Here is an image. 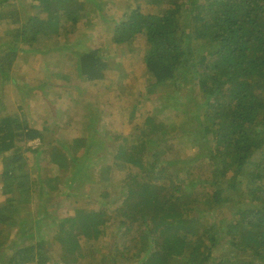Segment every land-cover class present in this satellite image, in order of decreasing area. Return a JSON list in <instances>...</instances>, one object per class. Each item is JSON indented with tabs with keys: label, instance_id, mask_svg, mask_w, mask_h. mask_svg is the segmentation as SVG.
Segmentation results:
<instances>
[{
	"label": "trees",
	"instance_id": "obj_1",
	"mask_svg": "<svg viewBox=\"0 0 264 264\" xmlns=\"http://www.w3.org/2000/svg\"><path fill=\"white\" fill-rule=\"evenodd\" d=\"M139 2L148 8L155 7L143 8L140 12L141 8L135 7ZM167 2H170L169 8L160 7ZM118 4L123 21L112 27V37L107 41L115 43L119 49L125 47L127 53L142 54L144 68L155 85L168 90L183 83L190 84L188 101L180 106L197 105L196 93L203 99L197 108L207 106L206 110L212 114L201 117L188 131L196 135L200 143L198 149L205 151L203 161L208 163L212 173L220 172L217 176L210 175L208 183L202 187L205 193L193 205L177 204L175 200L181 193L190 191L187 187L192 189L191 197H194L197 192L192 186L196 183L188 179L186 184L183 179L174 181L175 173L168 170L167 175L162 164L149 178L136 181L135 192L140 199L135 207L140 210L142 221L136 239L141 242L144 253L141 252L137 263L121 253V258L110 264H234L236 261L264 264V211L242 212L229 227L220 226L218 230L202 224V212H193L203 200L205 204L228 203L223 195L222 179L241 176L242 171L250 172L251 177V180L243 177V192L264 202V175L259 173L260 168H264V0H193L188 3L123 0ZM70 5V1L34 0L30 17L23 20L15 0H0V32L5 37L0 42V78L10 79L21 58L28 55L32 60L37 54L44 59L45 68L55 64L51 70L68 80H77L81 84L79 88L110 77L105 55L107 42L101 33L94 37L93 43L85 36L90 45L82 51L67 43L73 42L74 32L81 30V16L89 19L92 12L74 0L68 22L63 23L67 13L63 7ZM210 10L218 16L201 18L202 13ZM204 20L206 22L202 23ZM198 23L202 28H198ZM188 24H191L190 36L185 33ZM135 37L145 39L143 49L129 47L128 43ZM189 70L193 73L188 83L185 80ZM194 79L200 82V87L191 85ZM17 80L14 78L16 86L13 79L11 83L1 84L0 81V89L3 88L0 91V154H5L0 165V195L3 197L0 202V264H87L81 254H78L80 257L76 254L78 249L91 240L97 242L113 224L117 223V231L121 232L126 225L121 215L124 201L134 192L127 178L110 175L106 179L102 175L107 181L104 185L96 183L93 188L87 187L85 197L77 193L81 187H76L75 181H83V188L87 186L90 169L100 163L98 146L92 142L85 144L81 151L83 159L68 160L70 148L61 150L57 145L72 138H49L56 129L44 125L50 105L31 101L33 99L27 98L25 93L21 105H15L9 94L6 95L10 84L19 86ZM217 96L227 101L217 102ZM26 114L35 121L32 127ZM202 118L211 124L207 125ZM154 129L160 133L155 135ZM180 129L185 131L183 126ZM133 132L137 137L131 144L121 138L113 164L103 165L107 173L116 171L117 166L142 168L145 153L152 152L155 158L158 152L171 151V147L168 148L171 137L160 125L155 126L154 120L145 125L144 130L135 124ZM110 135L93 130L91 133L92 138L102 140ZM112 135L113 143H118L119 134ZM34 139L39 140L41 147L50 149L47 155L53 164L51 168H55L58 175L50 173L48 177L46 171L41 177L33 176V164H27L25 154L32 151L27 144ZM80 140L74 139L72 146ZM148 143L152 145L148 147ZM256 159H259L257 163ZM231 161L236 171L224 168ZM216 163L224 165L216 171ZM64 177H67L64 184L58 182ZM113 186L125 187L127 191L119 193L124 192L126 199L110 200L109 196L116 197L109 192ZM31 189H41V192L32 196ZM180 206L181 215L175 210ZM190 206L192 209H188ZM227 228L231 230L226 237L227 246H221L218 231ZM54 244H58L55 246L58 249ZM60 252L64 255L59 258ZM241 254L250 257L242 259Z\"/></svg>",
	"mask_w": 264,
	"mask_h": 264
},
{
	"label": "rangeland",
	"instance_id": "obj_2",
	"mask_svg": "<svg viewBox=\"0 0 264 264\" xmlns=\"http://www.w3.org/2000/svg\"><path fill=\"white\" fill-rule=\"evenodd\" d=\"M33 1L34 0H15L21 19L25 20L30 17ZM60 1L64 3L70 1L71 3L70 6L63 7L67 10V13L62 22L67 23L68 21L66 20L71 15L69 10H71L74 0ZM75 1L87 9H92V12H90L89 19L81 16L80 20L82 25L79 27L81 30L77 33L74 32L75 39H73V42L67 43L73 45L75 49L82 51L90 45L85 36H89L88 40H91L93 43L94 37L101 33L107 42V51L105 55L106 60L109 61L108 71L111 72L110 77L105 81L95 82L94 84L89 83L83 88H79L81 84L77 80H68L63 74L60 75V73L51 70L55 67V64L52 63L45 68L44 59L41 54H37L34 57L36 60L32 65H30V63L34 58L30 60L28 55L21 58L18 62V68L15 69L14 74L12 73L11 78H0V81L1 84L11 83L13 79V83L16 86L14 78H18V87H14L11 84L6 87L8 89L6 95L9 94L10 100L15 105H21L23 93L26 94L27 98L33 99L31 101H38L40 104L47 103L50 105L48 109V119L44 121V125L46 123L50 129H56V131L49 134V138H57L58 140L64 138V136L66 140L72 138L68 140V142L57 145V148L61 150L70 148L68 160L75 157L83 159V152L81 153V151L83 146L86 147L85 144L92 142L98 146L101 155L100 163L93 165L90 169L89 175L86 177L88 185L83 188L81 186V184L84 183L83 181L76 180L74 183L76 187H81L77 193L80 192L79 194H81L82 197H85L84 195L87 194V187L93 188L96 183L104 185L105 182H107L102 179V175H104L106 179L109 178L110 175H116V178H127L129 180L127 184L131 187V191L134 192L129 199H126L123 194L124 192L119 193L120 190L126 192L127 189L125 187L113 186L109 188L110 194L116 195L114 198L109 196L110 200H119V198L122 200L123 198L126 199L124 201L125 209L121 211V215H124L126 225L121 228V232L119 233L117 231L118 224H113L109 230L106 231L107 234L105 236L98 239L97 242L91 240L86 246L78 249L76 254H81L84 257L83 262L87 264H110L111 261L119 260L121 258L119 257L121 253H124L125 256L132 259L133 263H137L141 257V252L143 251L144 253V248L141 242L136 239L138 236L137 229L139 230L142 224L140 220V210H137L135 207V203L140 199V195L135 192L137 188L136 181L149 178L155 173L156 168L162 164L167 170V175L168 170L175 173L174 175H176V177L174 181L177 179L181 181L183 179L186 184L188 179L192 183H196L195 186H192L193 190L197 192L194 197H191L192 189L187 187L190 191L188 193H181L175 200L177 204L193 205V203L205 193L202 192V187L208 183L210 175L217 176L220 171L214 174L212 173L208 163L203 161L205 158V151L198 149L200 143L196 135L188 130L191 129L192 125H196L195 123L198 122L201 117H205L212 113L206 110L207 106L204 108H197L203 101L197 93L194 97L197 105L180 106V103L183 101H188L187 92L191 89L189 87L190 84L185 86L183 83L168 90L161 85H155L153 79L149 77L144 68L142 54L137 53L138 51L132 54L127 53L125 47L119 49L115 43L111 44L107 41L112 37V27L114 25L118 26L123 21L122 15L120 14V4H118V2L123 0ZM183 1L188 3L193 0ZM169 4L170 2H167L160 5V7L169 8ZM135 7L141 8L140 12H142L143 8H148L141 2L135 4ZM153 7H155V5ZM153 7L148 9H152ZM204 16H206L205 20H207L208 17H217L218 14H216L214 10H210L207 14L202 13L201 18ZM205 20L202 21V23L206 22ZM200 24L201 23H198V28H202ZM190 27L191 24L185 27V33L189 36L191 35ZM4 40L5 37L3 33L0 32V42ZM144 41L145 39H141V37H135L134 41H130L128 45L129 47L143 49L145 46ZM74 48L70 51L73 52ZM101 52H104L103 49H101ZM188 72L185 82H188L189 77L191 78V74L193 73L191 70ZM196 78H199V75ZM199 83H197L196 79L191 81L192 86L200 87L198 85ZM5 85L6 84L3 86ZM28 88L29 91L26 92ZM2 89L3 88H1L0 91H2ZM215 99L220 103H225L227 101L224 97L217 96ZM218 107L217 112L220 111ZM88 110L90 112L89 116L86 115ZM25 117L30 123V127H32L35 121L31 120L30 116L27 114ZM88 118L89 120L87 122ZM148 119H150V121L154 120L155 126L156 124L160 125L163 132L171 137L169 141L170 145L168 146V148L171 147V151L167 153L164 151H161V153L158 152L155 158L152 152L145 153L142 168L138 166L133 168L129 166H117L116 171H111L110 174L107 173L105 169L103 170V165H112L114 162L113 160L116 159L115 156L118 153L116 148L122 142L121 138H125V143L131 144L133 139L137 137V133L133 132L135 124L138 126L141 125L144 130L145 125L150 122L147 121ZM202 120H204L207 125L211 124L206 118H202ZM59 124H62V126ZM58 125L59 127H57ZM91 126L93 131L111 135L109 137L102 136L103 140L99 137H89L87 131ZM181 126H183L185 131H181ZM62 130H64V132H62ZM113 133L119 134L118 143H113ZM159 133L160 130L156 129L155 135ZM74 139H82L83 141L80 140L81 142L79 144L72 146V141ZM147 145L149 147L152 144L148 143ZM209 145L212 146L211 143ZM30 147L31 146H28L29 150L32 151L26 153L25 157L28 160L27 164H33L31 172L34 177H41L46 171L48 177L50 173L55 175L59 174H57L55 168H51L53 164L50 157L47 155V151L50 150L49 148L40 146L41 149H31ZM39 155L41 156L38 159ZM4 158L5 154H0V162H3ZM258 160L259 159H256V163ZM216 164V171L220 170L224 165L222 163ZM211 168L213 169V167ZM224 168H233L236 171V167L232 161L226 163ZM102 170L103 172L100 174ZM260 170L261 172L259 173L264 175V168H260ZM249 173L246 174V171H242L239 173L241 176L238 177L230 176L224 179L220 178L224 181L225 189H223V195L229 202H210L205 204L206 202L203 200L202 205L193 209L194 214L202 212V214H200L202 224L206 223L208 227L212 226L218 230L220 226L222 228L226 226L229 227L231 225L230 222L234 220L235 216L241 215L242 212L250 211L255 213L264 211V202L252 199L248 196L249 193L246 194L242 190L243 177L251 180ZM189 175H191L192 178H189ZM66 178L67 177H64L58 182L64 184ZM92 180L94 181L91 182ZM244 182H246V180ZM31 191L32 196H35V193L41 192V189H31ZM71 191L73 192V190ZM172 196L174 198L175 195L173 194ZM169 197L170 194L167 198ZM0 202H3V197H1V195ZM181 206L175 207V210L180 212ZM188 209H192V207L190 206ZM62 212L65 213V210ZM230 233V228L218 231L221 246H227L226 237ZM55 246H58V244H54V248L58 249V247ZM216 249H218V247H216ZM63 255L64 252H60L58 257L60 258ZM78 256L80 257V255ZM240 257L246 259L249 258L250 255L241 254ZM234 264H241V262L236 261Z\"/></svg>",
	"mask_w": 264,
	"mask_h": 264
},
{
	"label": "crops",
	"instance_id": "obj_3",
	"mask_svg": "<svg viewBox=\"0 0 264 264\" xmlns=\"http://www.w3.org/2000/svg\"><path fill=\"white\" fill-rule=\"evenodd\" d=\"M86 115H87V116H89V115H90V112H89V110H88V113L86 112ZM89 118H90V117H89ZM89 118L87 119V122H88ZM88 125H89V124H88ZM87 132H88V136H89V137H91V133H92V126H91V128H88V131H87Z\"/></svg>",
	"mask_w": 264,
	"mask_h": 264
},
{
	"label": "clouds",
	"instance_id": "obj_4",
	"mask_svg": "<svg viewBox=\"0 0 264 264\" xmlns=\"http://www.w3.org/2000/svg\"><path fill=\"white\" fill-rule=\"evenodd\" d=\"M35 140H38V139H34L33 141H35ZM33 141H31V142H33ZM31 142H29L28 144H27V146H29V144L31 143ZM38 142H39V140H38ZM31 149H38V148H40V142H39V145L38 146H31L30 147Z\"/></svg>",
	"mask_w": 264,
	"mask_h": 264
},
{
	"label": "built area",
	"instance_id": "obj_5",
	"mask_svg": "<svg viewBox=\"0 0 264 264\" xmlns=\"http://www.w3.org/2000/svg\"><path fill=\"white\" fill-rule=\"evenodd\" d=\"M39 145V142H38V140H35V141H33V142H31L30 144H29V146H38Z\"/></svg>",
	"mask_w": 264,
	"mask_h": 264
}]
</instances>
